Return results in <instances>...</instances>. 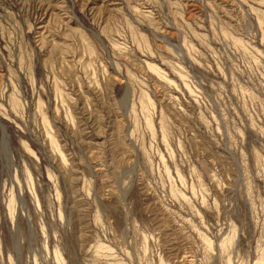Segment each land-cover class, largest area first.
<instances>
[{"label":"rangeland","instance_id":"374dc122","mask_svg":"<svg viewBox=\"0 0 264 264\" xmlns=\"http://www.w3.org/2000/svg\"><path fill=\"white\" fill-rule=\"evenodd\" d=\"M0 123V264H264V0H0Z\"/></svg>","mask_w":264,"mask_h":264},{"label":"bare ground","instance_id":"6f19581e","mask_svg":"<svg viewBox=\"0 0 264 264\" xmlns=\"http://www.w3.org/2000/svg\"><path fill=\"white\" fill-rule=\"evenodd\" d=\"M1 125H2V124L0 123V127H1ZM3 129H4V128H3Z\"/></svg>","mask_w":264,"mask_h":264}]
</instances>
